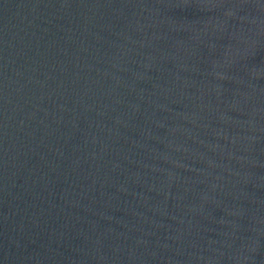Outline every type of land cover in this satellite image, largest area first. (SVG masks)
I'll return each instance as SVG.
<instances>
[{"label": "water", "instance_id": "obj_1", "mask_svg": "<svg viewBox=\"0 0 264 264\" xmlns=\"http://www.w3.org/2000/svg\"><path fill=\"white\" fill-rule=\"evenodd\" d=\"M0 264H264V0H0Z\"/></svg>", "mask_w": 264, "mask_h": 264}]
</instances>
